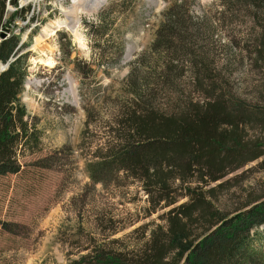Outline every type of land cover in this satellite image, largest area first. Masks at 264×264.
Returning a JSON list of instances; mask_svg holds the SVG:
<instances>
[{
	"label": "rangeland",
	"instance_id": "1",
	"mask_svg": "<svg viewBox=\"0 0 264 264\" xmlns=\"http://www.w3.org/2000/svg\"><path fill=\"white\" fill-rule=\"evenodd\" d=\"M15 1L7 9H25L16 24L22 42L31 39L22 103L40 144L20 157L19 172L0 177V264H87L101 243L139 253L188 199L154 204L142 179L106 169L132 139L128 116L141 101L173 113L213 95L264 105V8L237 0H104L93 9L95 0ZM104 15L105 54L89 27ZM244 136L264 141V130ZM208 188L219 209L238 211L264 196V156Z\"/></svg>",
	"mask_w": 264,
	"mask_h": 264
},
{
	"label": "trees",
	"instance_id": "2",
	"mask_svg": "<svg viewBox=\"0 0 264 264\" xmlns=\"http://www.w3.org/2000/svg\"><path fill=\"white\" fill-rule=\"evenodd\" d=\"M237 1L264 8V0ZM24 12L10 13L7 0H0V177L19 172L20 157L40 144L22 103L31 65L30 51L24 52L31 39L22 43L23 28L16 24ZM102 18L89 27L96 49L105 54L107 48L100 44L110 23L105 15ZM133 94L140 101L144 98L139 88ZM139 105L141 109L128 116L132 139L124 142L115 164L106 169H122L142 179L154 204L188 200L169 210L166 227L153 230L139 253L101 243L86 256L87 264H264V196L230 214L216 206L214 188H208L264 156V141L244 136L254 126L264 130V105L249 106L222 95L189 111L184 104L177 106L173 113L144 107L145 101Z\"/></svg>",
	"mask_w": 264,
	"mask_h": 264
},
{
	"label": "bare ground",
	"instance_id": "3",
	"mask_svg": "<svg viewBox=\"0 0 264 264\" xmlns=\"http://www.w3.org/2000/svg\"><path fill=\"white\" fill-rule=\"evenodd\" d=\"M96 2H94L91 6H92V9L93 8H95L98 4H100L101 2H103L104 0H95ZM72 11V10H71ZM70 13H72V12H69V19H70V21H72V18H74L73 17V13L72 14H70Z\"/></svg>",
	"mask_w": 264,
	"mask_h": 264
},
{
	"label": "water",
	"instance_id": "4",
	"mask_svg": "<svg viewBox=\"0 0 264 264\" xmlns=\"http://www.w3.org/2000/svg\"><path fill=\"white\" fill-rule=\"evenodd\" d=\"M2 37L5 38V33L4 32L2 33Z\"/></svg>",
	"mask_w": 264,
	"mask_h": 264
}]
</instances>
